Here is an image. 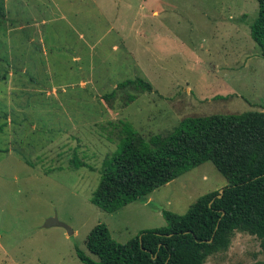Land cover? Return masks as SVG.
I'll list each match as a JSON object with an SVG mask.
<instances>
[{"label":"rangeland","instance_id":"374dc122","mask_svg":"<svg viewBox=\"0 0 264 264\" xmlns=\"http://www.w3.org/2000/svg\"><path fill=\"white\" fill-rule=\"evenodd\" d=\"M57 1L35 0L28 10L10 1L13 11L0 26V264H83L78 254L96 261L86 239L99 224L121 245L166 228L164 211L184 215L226 180L206 162L145 199L101 211L91 198L121 151L124 127L149 137L185 118L264 106V57L250 34L257 0H59L56 8ZM25 18L48 41L62 42L63 51L45 58L29 45L32 32L17 26ZM77 47L79 72L65 68L66 54ZM136 78L152 92L116 88ZM52 87L58 98L49 95ZM114 89L109 104L100 105ZM128 94L135 100L124 107ZM53 216L72 234L45 228ZM257 262H264L260 240L236 232L229 248L205 264Z\"/></svg>","mask_w":264,"mask_h":264},{"label":"trees","instance_id":"16d2710c","mask_svg":"<svg viewBox=\"0 0 264 264\" xmlns=\"http://www.w3.org/2000/svg\"><path fill=\"white\" fill-rule=\"evenodd\" d=\"M257 3L250 34L264 57V0ZM5 21L0 0V26ZM116 88L152 92L142 78L122 81ZM115 90L100 96V105H108ZM126 99L124 107L135 100L131 94ZM124 130L121 151L103 170L91 198L101 211L114 213L145 199L206 162L227 184L221 198L214 191L196 200L184 215L164 211L166 228L142 231L123 245L111 239L105 225L95 226L86 248L97 260L78 254L83 264H205L229 248L236 232L256 237L264 249V106L261 111L185 118L172 130L149 137L128 126ZM70 163L81 166L75 160Z\"/></svg>","mask_w":264,"mask_h":264},{"label":"crops","instance_id":"0c3cea01","mask_svg":"<svg viewBox=\"0 0 264 264\" xmlns=\"http://www.w3.org/2000/svg\"><path fill=\"white\" fill-rule=\"evenodd\" d=\"M10 1H15L17 5L22 4L25 7L24 9L28 10L30 8L31 3L34 2L35 0H4V8H5L6 14H7V11H9V10L13 11V8L9 7V2ZM58 1L55 2L56 8L59 7ZM60 1L61 2H66V1L69 2L70 0H60ZM6 19H7V17H6ZM63 19L65 20V18H63ZM13 23H14V20H13ZM17 26H19L18 29L21 30V31H22V29H27L28 31L32 32L28 36L29 45H34L35 44V47L36 46H37V48L41 47V49H42L41 51L44 54L45 58H46V56H49L50 53L55 52L57 55H59L63 51L62 42H57L58 45L56 46L55 42L48 41L49 40L48 37L44 38L43 36L38 34V32H40V31L37 30V25H36L35 21H32V22L28 23L27 19L25 18V23H22V24L18 23ZM77 39H78V43H80V44L85 46V41L86 40H85V36H84L83 31H81L77 35ZM36 40L39 41V44L36 43ZM79 48L80 47H77V49L72 48L71 55L69 53L66 54V58L70 59L71 63H68L67 66H65V68H67L70 71L77 70L79 72L83 68V66L81 64L82 60H83L81 57H83V56H80V53H76V50L78 51ZM112 48L113 49H119L117 46H113ZM54 59H56V57H51V60H54ZM56 61H59V60L58 59L55 60V64H56ZM52 63H51V65H52ZM49 71L51 72V74H53V66H50ZM80 84H81V86H84L86 84V81H81ZM49 95L50 96L51 95L52 96L55 95V97L58 98V90H56L55 87H52L49 90Z\"/></svg>","mask_w":264,"mask_h":264},{"label":"water","instance_id":"95a60500","mask_svg":"<svg viewBox=\"0 0 264 264\" xmlns=\"http://www.w3.org/2000/svg\"><path fill=\"white\" fill-rule=\"evenodd\" d=\"M223 191H224L223 189H221L219 191L218 198H221V196L223 194ZM55 226L56 227H61V228L65 229L68 235H71L72 234V230L66 224L60 222L58 220L57 216H53V217L47 219L46 222H45V225H44L45 228L55 227Z\"/></svg>","mask_w":264,"mask_h":264}]
</instances>
